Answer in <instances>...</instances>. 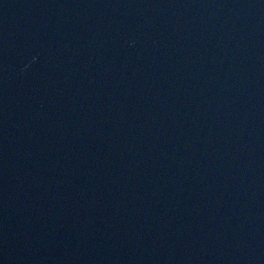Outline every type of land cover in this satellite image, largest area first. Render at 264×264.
I'll use <instances>...</instances> for the list:
<instances>
[{
    "label": "water",
    "instance_id": "obj_1",
    "mask_svg": "<svg viewBox=\"0 0 264 264\" xmlns=\"http://www.w3.org/2000/svg\"><path fill=\"white\" fill-rule=\"evenodd\" d=\"M0 264H264V0H0Z\"/></svg>",
    "mask_w": 264,
    "mask_h": 264
}]
</instances>
